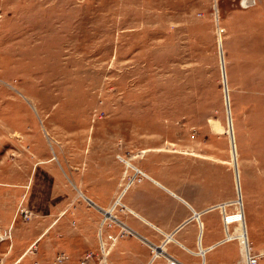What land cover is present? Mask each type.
I'll use <instances>...</instances> for the list:
<instances>
[{
    "label": "rangeland",
    "instance_id": "374dc122",
    "mask_svg": "<svg viewBox=\"0 0 264 264\" xmlns=\"http://www.w3.org/2000/svg\"><path fill=\"white\" fill-rule=\"evenodd\" d=\"M112 164L118 193L127 164H199L220 236L242 258L244 227L264 264V0H0V264H107L84 209ZM121 198L100 220L120 237Z\"/></svg>",
    "mask_w": 264,
    "mask_h": 264
},
{
    "label": "crops",
    "instance_id": "0c3cea01",
    "mask_svg": "<svg viewBox=\"0 0 264 264\" xmlns=\"http://www.w3.org/2000/svg\"><path fill=\"white\" fill-rule=\"evenodd\" d=\"M166 165L157 176L141 168L146 178L118 193L121 166L112 164L116 187L107 195H86L101 212L84 209L85 245L93 246L101 229V241L109 249L107 264H168L171 259L179 264H244L237 244L233 246L234 241L220 236L219 226L214 223L217 216L212 208L205 209L203 196L197 194L199 164H191L189 176L182 174L179 164ZM118 194H122L125 207L121 221L132 231L121 237L119 227L100 226L101 214ZM120 227L124 233L125 227ZM201 248L205 249L203 254Z\"/></svg>",
    "mask_w": 264,
    "mask_h": 264
},
{
    "label": "built area",
    "instance_id": "2783aa9c",
    "mask_svg": "<svg viewBox=\"0 0 264 264\" xmlns=\"http://www.w3.org/2000/svg\"><path fill=\"white\" fill-rule=\"evenodd\" d=\"M132 168L134 169V174H133V176L131 177V181H132V182L135 181V180H141L142 177L147 176L146 173H145L144 171H142L141 169H139L138 167L132 166ZM132 182L129 183L128 186H130V185L132 184ZM107 217H108V215L106 214V215H105V218H104L105 220L103 219L104 222L102 223L101 226H103V225L105 224L106 220L109 219V218H107ZM115 218H116V217H115ZM110 219H111V218H110ZM116 219H117L118 222H120V220H118V218H116ZM103 220H102V221H103ZM122 228H123V227H122ZM126 230H127V229H126ZM127 231H128V230H127ZM9 233H10V230L2 231V230L0 229V240L6 239L7 236L9 235ZM101 243H102V242H101ZM101 248H102V252L104 253V249H105V247H104L103 244H101ZM60 257H63V256H60ZM168 264H179V262H178L176 259H171V260L168 261ZM245 264H257V257L251 255V256H250V260H246V261H245Z\"/></svg>",
    "mask_w": 264,
    "mask_h": 264
},
{
    "label": "bare ground",
    "instance_id": "6f19581e",
    "mask_svg": "<svg viewBox=\"0 0 264 264\" xmlns=\"http://www.w3.org/2000/svg\"><path fill=\"white\" fill-rule=\"evenodd\" d=\"M222 67V66H221ZM225 71H226V68H225ZM226 81H227V79H226ZM225 89V88H224ZM225 95H226V93H225ZM228 104V103H227ZM229 104H230V101H229ZM229 106V105H228ZM233 125V124H232ZM230 130H231V128H230ZM232 133V132H231ZM234 148H235V144H234ZM234 164H235V161H234ZM128 166H135V165H133V164H127ZM136 167V166H135ZM235 167V166H234ZM236 172V171H235ZM147 175V174H146ZM237 183H238V188H239V194L241 193V189H240V184H239V181L237 180ZM124 189H126V187L124 188ZM242 200V198L241 199H239V201H241ZM219 206H221V205H223V204H218ZM107 212V211H106ZM105 218V217H104ZM114 219H115V221L117 220L116 218H115V216H114ZM105 220V219H104ZM104 220L102 221V223L104 222ZM102 223H101V225H102ZM121 224H122V222H121ZM124 229H126V228H124ZM128 230V229H127ZM101 232V231H100ZM235 239H239L242 243L241 244H243V260H244V262L246 261V260H250V256H251V250H250V242H249V239H248V236H247V233H246V229L244 228V227H240V229L238 230V233L236 234V236H235ZM102 242V241H101ZM101 244H103L104 245V247H105V244L102 242ZM104 253L106 254V247H105V249H104ZM104 254V255H105Z\"/></svg>",
    "mask_w": 264,
    "mask_h": 264
},
{
    "label": "water",
    "instance_id": "95a60500",
    "mask_svg": "<svg viewBox=\"0 0 264 264\" xmlns=\"http://www.w3.org/2000/svg\"><path fill=\"white\" fill-rule=\"evenodd\" d=\"M219 48H220V55H221V66H222V73H223V79L225 80V84H224V88H225V93H226V98H227V103L229 105V95H228V89H227V81H226V71H225V62H224V57H223V49H222V44L219 43ZM229 128H231V134H233V125H232V120H231V116H229ZM234 168L236 171V175H237V180L239 181V169H238V163H237V159H235V164H234ZM239 199H241V193L239 194ZM87 198V197H86ZM92 204L95 205V203L93 201H91L89 198H87ZM219 205H215L214 207H218ZM105 213H109V211H105ZM195 215L198 216V214L196 213Z\"/></svg>",
    "mask_w": 264,
    "mask_h": 264
}]
</instances>
